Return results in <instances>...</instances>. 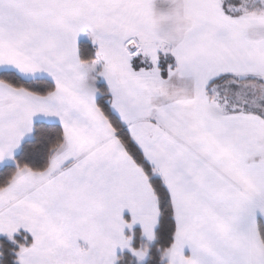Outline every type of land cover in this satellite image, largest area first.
Listing matches in <instances>:
<instances>
[{
  "label": "snow or ice",
  "instance_id": "6c2138e0",
  "mask_svg": "<svg viewBox=\"0 0 264 264\" xmlns=\"http://www.w3.org/2000/svg\"><path fill=\"white\" fill-rule=\"evenodd\" d=\"M0 264H264V0H0Z\"/></svg>",
  "mask_w": 264,
  "mask_h": 264
}]
</instances>
